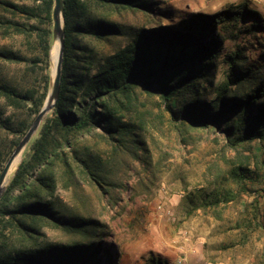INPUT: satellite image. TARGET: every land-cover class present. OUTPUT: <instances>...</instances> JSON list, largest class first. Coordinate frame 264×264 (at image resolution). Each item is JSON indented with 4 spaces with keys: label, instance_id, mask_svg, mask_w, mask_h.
I'll return each instance as SVG.
<instances>
[{
    "label": "trees",
    "instance_id": "1",
    "mask_svg": "<svg viewBox=\"0 0 264 264\" xmlns=\"http://www.w3.org/2000/svg\"><path fill=\"white\" fill-rule=\"evenodd\" d=\"M19 1L0 0V5L24 20L14 23V30L34 37L40 54L26 58L1 50L0 59L28 64L37 86L0 85V99L23 115L17 119L0 112V130L13 135L0 150V172L42 108L50 83L53 0ZM62 2L59 96L0 199V264H119L120 254L104 241L98 222L64 211L56 191H75L80 179L100 195L120 193L124 175L130 174L138 187L151 184L169 156L166 143L155 136L165 129L174 130L177 139L189 130L212 129L233 145L264 147L262 70L247 62L236 42L264 31L259 12L240 4L179 17L158 0ZM125 13L140 14L144 24L112 20ZM227 41L233 49L224 52ZM219 59L223 79L214 87ZM85 135L94 138L92 146L76 142ZM237 170L240 184L248 170ZM218 196L215 188L190 203L197 210L215 204ZM44 227L78 241L43 242ZM145 264L167 263L151 257Z\"/></svg>",
    "mask_w": 264,
    "mask_h": 264
},
{
    "label": "rangeland",
    "instance_id": "2",
    "mask_svg": "<svg viewBox=\"0 0 264 264\" xmlns=\"http://www.w3.org/2000/svg\"><path fill=\"white\" fill-rule=\"evenodd\" d=\"M3 1L21 4L19 0ZM158 1L161 8H168L179 17L215 14L245 4L259 12L264 21V0ZM112 20L136 26L145 22L140 14L130 13L114 16ZM22 22L18 14L0 5V51L33 58L40 54V46L34 37L14 30L13 24ZM158 22L155 20L154 24ZM240 37L236 42L242 47L247 62L258 63L264 78V31L256 33L255 37ZM223 44L224 52L233 49V42ZM53 46L51 33L50 52ZM50 52L49 75L53 67ZM223 69L219 59L214 87L222 81ZM3 84L22 90L36 87L37 80L28 64L0 59V85ZM0 112L17 119L23 116L13 112L2 99ZM164 131L155 136L166 143L169 156L151 184L147 182V186L138 187L134 174L124 175L126 189L100 195L77 179L75 191L72 188L56 191L57 203L68 213L96 220L105 233L104 241L115 245L120 254L119 264H145L151 257L167 264H264V147L258 142L233 145V140H227L212 129L189 130L182 139L176 138L174 130ZM12 138L13 135L0 130V150L9 146ZM76 142L92 146L94 138L85 135L78 137ZM26 154L24 151L21 161ZM240 166L248 171L238 184L235 175ZM16 167L9 175L10 180ZM215 188L218 189V202L195 210L191 200H199ZM117 197L122 199L116 201ZM41 233L43 242L78 241L72 234L50 227L42 228Z\"/></svg>",
    "mask_w": 264,
    "mask_h": 264
},
{
    "label": "water",
    "instance_id": "3",
    "mask_svg": "<svg viewBox=\"0 0 264 264\" xmlns=\"http://www.w3.org/2000/svg\"><path fill=\"white\" fill-rule=\"evenodd\" d=\"M52 22V38L53 41L57 39L59 41L60 50L59 57L54 72L51 70L50 83L48 87V92L43 103L42 108L39 110L38 114L33 119L29 129L18 142L8 160L6 161L4 167L0 172V199L3 196L6 187L8 186L10 179H7L10 168L16 158H18L17 167L21 162V156L26 150L29 143L36 136L39 128L41 127L45 118L52 112L59 96L60 90V79H61V65L64 50V28H63V2L62 0H53V7L51 13ZM16 167V169H17ZM16 171V170H15ZM14 171V173H15ZM14 173L12 177L14 176Z\"/></svg>",
    "mask_w": 264,
    "mask_h": 264
},
{
    "label": "bare ground",
    "instance_id": "4",
    "mask_svg": "<svg viewBox=\"0 0 264 264\" xmlns=\"http://www.w3.org/2000/svg\"><path fill=\"white\" fill-rule=\"evenodd\" d=\"M54 46L52 47L51 49V52H50V59L53 63V67H52V72H54V69L56 67V64L58 62V57H59V50H60V45H59V41L57 39H55L54 41ZM18 158H16L12 164V167L10 168L9 170V173L7 175V179L9 178V175L10 173L12 172L13 168L15 167V165H17L18 163Z\"/></svg>",
    "mask_w": 264,
    "mask_h": 264
}]
</instances>
